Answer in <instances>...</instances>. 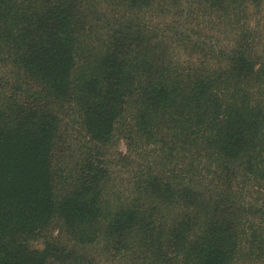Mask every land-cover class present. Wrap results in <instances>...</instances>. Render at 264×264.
Masks as SVG:
<instances>
[{
  "label": "trees",
  "instance_id": "obj_1",
  "mask_svg": "<svg viewBox=\"0 0 264 264\" xmlns=\"http://www.w3.org/2000/svg\"><path fill=\"white\" fill-rule=\"evenodd\" d=\"M263 5L0 0V264H264Z\"/></svg>",
  "mask_w": 264,
  "mask_h": 264
},
{
  "label": "rangeland",
  "instance_id": "obj_2",
  "mask_svg": "<svg viewBox=\"0 0 264 264\" xmlns=\"http://www.w3.org/2000/svg\"><path fill=\"white\" fill-rule=\"evenodd\" d=\"M263 11H264V5H263ZM203 19V18H202ZM154 21L156 22L157 19L154 18ZM209 25H207L206 23H202L201 24V28L203 29L202 31L206 32L207 34H214L215 31H211L209 30ZM217 35V33H216ZM79 127L78 124H76L75 122H71V120L69 121V125H67L66 120H64V126H62V131L64 134V140L67 144V146H69V148H74L75 150L79 149L80 147L85 145V140L82 138L84 137L82 134H80V130H77V128ZM120 137V136H118ZM68 148V149H69ZM80 151V150H79ZM128 148H127V143L126 141L123 139V137H120L118 139L115 140L114 144H111L110 147L107 150V155L105 157V161L107 163V165L110 168V173L112 175V178L114 179V185L117 189V191L120 192V194L123 196V193H127L130 190V184L132 182V177L133 175V171L135 170L134 166L136 164V162H134L133 165H124L121 161H120V154L119 153H127ZM81 152V151H80ZM138 162V160H137ZM128 194V193H127ZM55 221H59V219H56ZM60 223H55L54 226H56L51 233L53 232V234L57 237L61 236V231L63 229H61V227L59 226ZM45 240L46 239H38V240H32L30 241V245L33 249H42L45 246ZM64 241V238H58L57 242H61ZM96 257L99 259H102V264H125L123 263L124 261L120 258H116L113 257V255H102V252H96ZM107 257H109L108 259H106Z\"/></svg>",
  "mask_w": 264,
  "mask_h": 264
}]
</instances>
